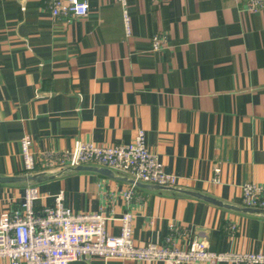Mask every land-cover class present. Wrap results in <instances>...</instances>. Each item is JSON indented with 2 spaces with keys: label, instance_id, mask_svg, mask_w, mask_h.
<instances>
[{
  "label": "crops",
  "instance_id": "1",
  "mask_svg": "<svg viewBox=\"0 0 264 264\" xmlns=\"http://www.w3.org/2000/svg\"><path fill=\"white\" fill-rule=\"evenodd\" d=\"M89 3L86 16L55 17L49 0H0V176L25 173L26 134L41 153L77 140L129 142L142 128L178 187L243 205V185L264 184V9L249 11L248 0H127L128 35L120 1ZM28 184L0 182V209L19 206ZM37 186V211L63 192L75 212L105 210L113 233L132 211L139 244L172 235L186 247L201 237L214 251L264 253V215L140 186L127 201L131 183L96 171ZM70 264L174 263L91 256Z\"/></svg>",
  "mask_w": 264,
  "mask_h": 264
},
{
  "label": "built area",
  "instance_id": "2",
  "mask_svg": "<svg viewBox=\"0 0 264 264\" xmlns=\"http://www.w3.org/2000/svg\"><path fill=\"white\" fill-rule=\"evenodd\" d=\"M123 6L127 34H131V16L127 0H118ZM55 17H80L89 13V0H49ZM264 9V0H248V10ZM154 49L161 50L165 40L153 37ZM33 138L26 134L21 139L23 169L25 173L53 172L83 164L110 167L117 172L130 174L146 183L177 186L178 177L167 172L163 162L147 144L146 131L138 129L129 142L99 144L77 140L74 147L64 151L33 149ZM215 172H221L220 167ZM131 184L124 191L130 201L134 195ZM41 195L38 186L28 184L21 204L0 209V258L8 264H70L91 257L121 258L130 260H166L174 264L207 262L218 264H264V253L244 251L218 252L211 250L207 240L194 238L186 247L178 245L172 235L164 242L148 241L139 244L134 239V213L124 212L119 233L109 230L113 218L105 210L75 212L64 204L63 192L55 197V204L37 211L35 202ZM243 205L264 209V184L247 182L243 185ZM237 229L230 225L231 233Z\"/></svg>",
  "mask_w": 264,
  "mask_h": 264
},
{
  "label": "water",
  "instance_id": "3",
  "mask_svg": "<svg viewBox=\"0 0 264 264\" xmlns=\"http://www.w3.org/2000/svg\"><path fill=\"white\" fill-rule=\"evenodd\" d=\"M72 170L73 171L74 170L96 171V172H100L104 175H107V176H110L116 179L127 181L136 186L145 187L149 189H165V190H173L177 192L187 193V194H190V195L202 198V199H206L215 204L228 207V208H232L234 210L242 211L245 213H254V214L264 215L263 208L250 207L246 205H232V204L224 203L223 201L216 199L210 195H207V194H204L198 191L181 188L178 186H164V185L146 183L140 180H136L133 177H128L124 175L123 173L117 172L116 170L110 167H106V166L83 164V165H78L75 167L63 168V169L58 170L57 172H52V173L43 171V172H37V173H24L22 175H15V176H0V182L1 183L27 182L29 184L37 185L38 183H41L44 180L55 178L64 172L72 171Z\"/></svg>",
  "mask_w": 264,
  "mask_h": 264
}]
</instances>
